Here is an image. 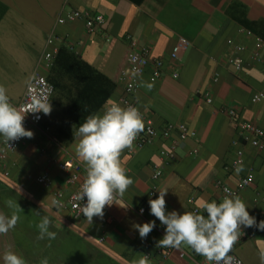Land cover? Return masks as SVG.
Here are the masks:
<instances>
[{"label": "crops", "instance_id": "1", "mask_svg": "<svg viewBox=\"0 0 264 264\" xmlns=\"http://www.w3.org/2000/svg\"><path fill=\"white\" fill-rule=\"evenodd\" d=\"M71 10L102 14L106 23L95 34L87 31L84 20L57 25V19ZM53 32L60 48L66 47L116 85L109 97L115 101L124 93L121 74L129 64L128 36L149 47L151 65L140 78L135 97L138 107L159 130L175 124L196 135L180 144L174 158L165 160L160 152L171 146L176 133L140 149L136 142L125 149L121 163L133 183L104 210L102 219L94 217L89 224L84 215L76 217L70 210L56 208L52 205L56 192L69 195L76 189L60 164L80 162L75 153L78 127L89 115L102 114L107 106L102 104L103 86L89 83L88 70H80L78 62L64 53L52 72L58 87L50 102L51 114L44 115L39 126L28 128L34 137H25L10 155L9 175L0 165V213L11 216L12 212L7 213L10 199L22 209L18 215L27 210L32 220L27 227L19 217L14 229L0 234V264H4L7 250L23 257L26 264H41L44 258L48 264H131L139 253L149 254L151 264H206L204 257L185 245L172 248L167 259L159 253L156 243L166 226L150 214L148 204L159 196L158 191L154 197L150 195L155 163L164 170L158 190L168 188L166 212H194L205 201L219 202L223 195L219 181L236 187L242 176L251 174V185L239 197L250 215L264 214V153L243 144L240 171L226 170L239 148L234 145L237 125L228 109L264 129V99L252 101L255 94L264 93V0H0V85L7 89L13 105L22 101ZM181 37L189 46L175 58ZM235 44L246 48L242 54L245 65L239 73L229 62ZM255 53L261 61L255 59ZM159 61L162 75L152 81L153 67ZM176 72L178 77H174ZM147 84L153 85L151 90ZM207 92L212 102H208ZM2 141L0 136V149ZM44 174L50 178L48 185L37 181ZM85 176V172L80 174L81 179ZM144 206L148 213L141 215L139 209ZM45 216L55 239H38L37 225ZM151 221H155L153 231L141 239L134 225ZM261 249L264 232L236 244L233 250L246 264H260Z\"/></svg>", "mask_w": 264, "mask_h": 264}, {"label": "clouds", "instance_id": "2", "mask_svg": "<svg viewBox=\"0 0 264 264\" xmlns=\"http://www.w3.org/2000/svg\"><path fill=\"white\" fill-rule=\"evenodd\" d=\"M152 84H147L151 90ZM102 114L89 115L85 122L79 125L76 136L79 137L75 153L77 159L85 165L86 177L76 197L86 204L81 207V213L90 224L94 217L104 216L106 205L113 204L117 197L122 198L133 180L127 175L121 163V155L125 149H131L138 135L144 131L145 122L138 108L128 105L123 107L119 102L109 99ZM43 113L50 115L52 105L47 95H31L26 106L18 108L10 102L7 89L0 85V136L9 145L21 138H33L34 133L26 130L24 120L26 114ZM39 117H37L38 119ZM168 188L158 190L156 199H149L150 214L165 225V234L156 243V247L180 249L182 245L190 247L196 254L205 258L207 264H233L234 257L230 255L233 247L241 237V227H256L264 230V220L257 223L250 215L248 207L238 196L229 193L221 202L205 201L200 207L202 213L175 210L166 212ZM8 207L14 209L11 216L0 213V234L6 235L14 229L18 220V212L22 211L17 202L9 200ZM53 206L60 202L52 200ZM143 213V209H141ZM206 213L207 215H205ZM51 221L43 217L37 225L38 239H55L56 233L49 231ZM155 221L135 224L141 239L146 238L154 229ZM260 264H264V249L259 252ZM4 264H26L23 257L11 250L3 255ZM41 264H48L47 258ZM131 264H151L148 255L139 253V259Z\"/></svg>", "mask_w": 264, "mask_h": 264}, {"label": "built area", "instance_id": "3", "mask_svg": "<svg viewBox=\"0 0 264 264\" xmlns=\"http://www.w3.org/2000/svg\"><path fill=\"white\" fill-rule=\"evenodd\" d=\"M77 20H84L87 31L90 34H95L99 32L106 23V19L102 14H96L89 11L82 10H71L68 12H64L58 19L57 25H64L68 22H74ZM251 32H249L250 34ZM130 40L131 51L129 54V64L128 67L121 74V81L124 83V93L119 98L117 102L120 103L121 106L127 107L128 105H132L140 111L143 116L145 122V129L141 132L136 142V148L140 149L147 145L153 144L159 137H163L165 139L171 138L173 134H177V137L172 140V144L169 148L162 149L160 152L162 159H170L174 158L176 155V151L180 144L186 141L190 137H195L196 133L191 131L189 128L185 126H178L175 124H168L162 130H159L154 125L153 120L148 117L144 112L140 110L136 102V94L140 89V78L145 74L146 70L151 65V49L146 46H142L139 44L137 39L133 36H128ZM47 50L43 54L40 59L39 69L35 71L32 81L27 87L25 95L22 101L17 105L18 108L26 106L29 102V98L31 95H47L48 99L51 102V99L55 93V86L48 79V72L54 66L55 60L59 54L60 46H59V38L56 37L54 32L48 37L47 40ZM189 46V41L186 38L181 37L178 45L176 46L173 57L178 58V54L181 50L186 49ZM245 46L242 44H235L233 47V54L230 57V65L234 68L236 72H242L245 60L243 58V52L245 51ZM255 59L261 61V57L259 53H255ZM162 67L163 63L161 61L156 62L153 67L151 80L157 81L162 75ZM179 73H175L174 77H178ZM206 97L208 102H212L211 94L209 92L206 93ZM264 99V93L260 92L253 96L252 101L254 103H258ZM228 114L230 118L236 123L238 130V139L234 141V145L238 146L235 160L228 166H226V170L230 173H237L240 171L243 165L244 159V150L241 148L243 144H250L257 150L264 153V129L258 126L257 124L249 121H245L241 118L238 111L231 108L228 109ZM37 117H39L37 119ZM44 114H26L24 120V127L28 130L31 126H39L43 121ZM24 142V138H21L17 141L10 142L9 145L4 142V138L2 141V146L0 149V165L5 171L6 175H9L8 171V159L12 153L18 150ZM134 153V150L130 151ZM60 167L63 171L68 172V183L71 185H75L76 189L72 191L69 195H66L63 191H58L54 195V199L60 202L59 206H55L58 209H67L70 210L76 217L83 215L81 213V207L83 204H86V197L83 201H78L76 199L81 185L83 184L84 179H81L80 174L85 172V167L83 164L76 160H70L65 163H61ZM164 175L163 167L160 163H155L153 165V175L152 181L153 185L151 187L150 195L154 197L158 191V183L162 179ZM86 177V176H85ZM253 176L246 175L242 176L236 187H230L224 184L222 181L218 182L219 188L222 190V199L227 193H225V188L229 190V193L238 195L246 189L252 183ZM39 184L48 185L50 182V178L48 174H44L37 179ZM221 199V201H222ZM116 199L113 201L115 203ZM219 201V202H221ZM218 202V203H219ZM81 207H77V205ZM113 204L106 205L104 210H109ZM141 209H143V213H141ZM194 212H202L201 208L196 207ZM139 213L141 215H146L148 213V209L144 206L139 209ZM206 214V213H205ZM207 215V214H206ZM257 223L261 220H264V214H259L255 217ZM264 232V230H259L256 227L246 228L242 230L241 237L237 241L236 244L242 242L245 239L253 238L256 234ZM235 244V246H236ZM233 247V249L235 248ZM230 252V255L234 257L233 264H246L237 254L234 253V250ZM172 252V248L159 249V253L162 255L164 259H167ZM148 258H150L149 254ZM185 256L186 254L183 252L181 254ZM207 264V263H206Z\"/></svg>", "mask_w": 264, "mask_h": 264}, {"label": "trees", "instance_id": "4", "mask_svg": "<svg viewBox=\"0 0 264 264\" xmlns=\"http://www.w3.org/2000/svg\"><path fill=\"white\" fill-rule=\"evenodd\" d=\"M64 53L70 54L69 60L72 59V60H75L78 62L79 66H80V70H88V72H89L88 77H90L89 83L91 82L92 84L95 83V84H100L103 86L105 93H104V100H103L102 104H105L108 101L111 94L113 93V91L115 90L116 85L106 75L97 71V69H95L93 66H91L87 62L81 60L73 52L71 53L70 51H68V49L66 47L60 48L59 54L55 60L54 66L51 69V74H48V79L55 86V89L58 87V81L56 80V77L54 75H52V72H54L55 70L58 69V66L60 65V63L62 61V57H63L62 55H64ZM71 66L73 67V63H71ZM70 69H72V68H68V70H70Z\"/></svg>", "mask_w": 264, "mask_h": 264}, {"label": "rangeland", "instance_id": "5", "mask_svg": "<svg viewBox=\"0 0 264 264\" xmlns=\"http://www.w3.org/2000/svg\"><path fill=\"white\" fill-rule=\"evenodd\" d=\"M10 200V199H9ZM14 209H11L7 206V213L13 212ZM27 210H24L22 215H19L20 219H23V225H26L27 227L29 226L30 222H32V220L30 221V219L27 217ZM5 215V214H4ZM26 238V237H25Z\"/></svg>", "mask_w": 264, "mask_h": 264}]
</instances>
